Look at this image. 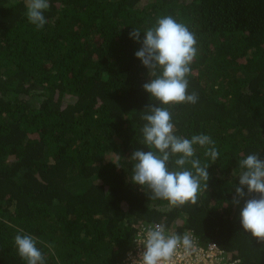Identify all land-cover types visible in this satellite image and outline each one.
Segmentation results:
<instances>
[{
	"label": "trees",
	"instance_id": "16d2710c",
	"mask_svg": "<svg viewBox=\"0 0 264 264\" xmlns=\"http://www.w3.org/2000/svg\"><path fill=\"white\" fill-rule=\"evenodd\" d=\"M49 4L37 30L26 0H0V264H26L14 244L19 229L37 239L45 264H125L149 224L264 264V240L239 222L244 202L231 203L239 161L264 158V0ZM164 16L196 37L186 76L195 104L164 106L143 89L154 77L129 33L139 29L142 40ZM149 105L167 107L176 135L215 141V161L194 146L210 177L195 204L174 206L131 183L132 153L149 150L141 131Z\"/></svg>",
	"mask_w": 264,
	"mask_h": 264
},
{
	"label": "clouds",
	"instance_id": "9594fccd",
	"mask_svg": "<svg viewBox=\"0 0 264 264\" xmlns=\"http://www.w3.org/2000/svg\"><path fill=\"white\" fill-rule=\"evenodd\" d=\"M49 0H26V16L37 30L47 23L44 12ZM129 38L141 44L135 53L151 78L143 89L161 105L195 104L196 92L188 93L190 65L197 55V40L188 27L172 16L158 18L154 27L143 33L133 28ZM159 70V74H157ZM141 119L143 143L148 151L132 153L131 183L147 186L153 199L167 200L171 205L195 204L198 193L207 188L210 179L208 166L196 158L195 145L204 148V155L215 161L219 151L215 141L206 134L193 135L190 139L175 134V125L167 107L147 106ZM176 157L177 170H169L170 157ZM190 165V167H186ZM238 185H233L235 195L231 203L243 206L239 213L241 227L257 240H264V158L260 153H250L239 161ZM245 189L247 191H245ZM256 194V195H253ZM18 255L26 264H45L37 239L18 230L14 237ZM144 252L138 264H170L181 245L193 249L190 235H165L164 226L149 227L143 241ZM51 247V245H47Z\"/></svg>",
	"mask_w": 264,
	"mask_h": 264
},
{
	"label": "built area",
	"instance_id": "2783aa9c",
	"mask_svg": "<svg viewBox=\"0 0 264 264\" xmlns=\"http://www.w3.org/2000/svg\"><path fill=\"white\" fill-rule=\"evenodd\" d=\"M155 225L157 224L142 226L134 240V248L126 254L125 264H138L145 250L143 241L146 232L150 226L154 227ZM164 230L166 236L188 234L193 241V249L186 251L182 245L178 247L170 264H241L240 260H230L225 251L215 243L202 242L193 232L173 233L166 227H164Z\"/></svg>",
	"mask_w": 264,
	"mask_h": 264
}]
</instances>
